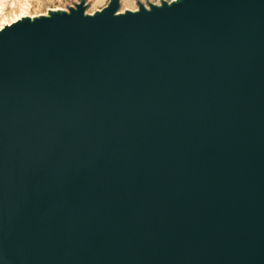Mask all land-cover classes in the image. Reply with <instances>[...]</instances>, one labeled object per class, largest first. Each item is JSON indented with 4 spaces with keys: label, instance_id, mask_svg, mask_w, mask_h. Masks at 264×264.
<instances>
[{
    "label": "water",
    "instance_id": "1",
    "mask_svg": "<svg viewBox=\"0 0 264 264\" xmlns=\"http://www.w3.org/2000/svg\"><path fill=\"white\" fill-rule=\"evenodd\" d=\"M118 6L0 28V264H264V0Z\"/></svg>",
    "mask_w": 264,
    "mask_h": 264
},
{
    "label": "rangeland",
    "instance_id": "2",
    "mask_svg": "<svg viewBox=\"0 0 264 264\" xmlns=\"http://www.w3.org/2000/svg\"><path fill=\"white\" fill-rule=\"evenodd\" d=\"M79 1H83L85 13H92L107 3V0H0V26L7 25L22 16H38L54 9L66 10ZM159 1L161 0H119L117 11L136 9L138 3L146 6L148 3L158 4Z\"/></svg>",
    "mask_w": 264,
    "mask_h": 264
},
{
    "label": "bare ground",
    "instance_id": "3",
    "mask_svg": "<svg viewBox=\"0 0 264 264\" xmlns=\"http://www.w3.org/2000/svg\"><path fill=\"white\" fill-rule=\"evenodd\" d=\"M174 1V0H173ZM158 5V4H157ZM55 10V9H54ZM130 10V9H129ZM132 11H136V9L134 10H132ZM92 13H89V15H91ZM44 15V14H43ZM28 17H32V16H28ZM16 20H17V18H15ZM2 26H0V28H1Z\"/></svg>",
    "mask_w": 264,
    "mask_h": 264
}]
</instances>
